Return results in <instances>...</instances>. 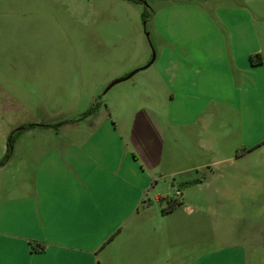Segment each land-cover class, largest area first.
I'll use <instances>...</instances> for the list:
<instances>
[{
	"label": "rangeland",
	"instance_id": "1",
	"mask_svg": "<svg viewBox=\"0 0 264 264\" xmlns=\"http://www.w3.org/2000/svg\"><path fill=\"white\" fill-rule=\"evenodd\" d=\"M197 33L223 35L204 40L201 73L179 39ZM95 103L118 128L143 108L168 117L157 174L143 165L151 181L138 212L94 233L100 264H185L251 242L245 250L264 264V0H0V159L10 137L15 150L0 198L18 194L22 151L88 129ZM134 245H146V259L120 257Z\"/></svg>",
	"mask_w": 264,
	"mask_h": 264
},
{
	"label": "crops",
	"instance_id": "2",
	"mask_svg": "<svg viewBox=\"0 0 264 264\" xmlns=\"http://www.w3.org/2000/svg\"><path fill=\"white\" fill-rule=\"evenodd\" d=\"M225 22L234 29L242 23L241 19ZM235 34V31L229 34L230 53L237 42ZM213 36L223 38L221 34L207 33L179 38L189 45L181 53L186 54L188 66L196 67L195 72H205L211 54L204 40ZM219 46L222 48L219 56L225 59L224 41ZM262 63L261 60L250 61V67ZM100 111L89 114L96 122L86 130H76L69 141L27 146L22 151V154L26 153V161L16 165L18 168L14 167L16 171L19 169L18 194L6 193L0 198V242L6 264L17 261L82 264L83 251L95 260L97 257L93 252L102 243V238H96L94 233L100 225L110 222L114 231L138 212L144 202L147 181H151L144 174L143 165L152 174H157L168 117L143 108L132 114L130 127L118 128L110 121V115L107 117ZM198 118L199 115L193 120ZM191 121L187 123H193ZM11 149L10 157L15 151L13 146ZM132 152L135 159L131 157ZM10 161L1 165L0 170ZM160 198L159 194L154 197L156 201ZM118 231L113 239L121 234ZM34 242L36 247H33ZM150 243L158 244L156 241ZM253 244L234 246L233 252L219 258L206 252L194 262L185 264H254L253 254L245 250L253 248ZM131 253L123 252L120 257L128 261L146 259V245H134ZM93 260L91 264H94ZM95 262L100 264L98 259Z\"/></svg>",
	"mask_w": 264,
	"mask_h": 264
},
{
	"label": "trees",
	"instance_id": "3",
	"mask_svg": "<svg viewBox=\"0 0 264 264\" xmlns=\"http://www.w3.org/2000/svg\"><path fill=\"white\" fill-rule=\"evenodd\" d=\"M97 104H93L89 109L86 110V112L83 115L91 114L96 110ZM42 126H50L49 124H41ZM12 144H11V137L9 138L6 146V151L4 157L0 159V166L3 165L8 158L10 157V150H11Z\"/></svg>",
	"mask_w": 264,
	"mask_h": 264
},
{
	"label": "snow or ice",
	"instance_id": "4",
	"mask_svg": "<svg viewBox=\"0 0 264 264\" xmlns=\"http://www.w3.org/2000/svg\"><path fill=\"white\" fill-rule=\"evenodd\" d=\"M261 133L264 135V127L261 128ZM77 210H79V206L77 205ZM0 264H6V262L3 259V243L0 242ZM15 264H30L28 261H17Z\"/></svg>",
	"mask_w": 264,
	"mask_h": 264
},
{
	"label": "water",
	"instance_id": "5",
	"mask_svg": "<svg viewBox=\"0 0 264 264\" xmlns=\"http://www.w3.org/2000/svg\"><path fill=\"white\" fill-rule=\"evenodd\" d=\"M153 60H154V54L152 53V56H151L150 61H149L146 65H144L142 68H146L148 65H150V64L152 63ZM137 70H138V69L132 71L131 73H129V74H128L127 76H125L124 78L113 80V81L108 85L107 89L110 88L112 85L116 84L117 82H119V81H121V80H123V79H126V78L130 77V76H131L132 74H134Z\"/></svg>",
	"mask_w": 264,
	"mask_h": 264
}]
</instances>
